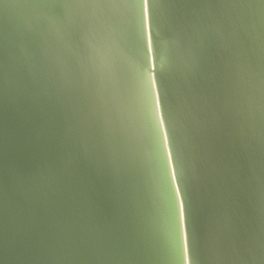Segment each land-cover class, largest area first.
<instances>
[{
	"label": "water",
	"instance_id": "obj_1",
	"mask_svg": "<svg viewBox=\"0 0 264 264\" xmlns=\"http://www.w3.org/2000/svg\"><path fill=\"white\" fill-rule=\"evenodd\" d=\"M0 264H264V0H0Z\"/></svg>",
	"mask_w": 264,
	"mask_h": 264
},
{
	"label": "snow or ice",
	"instance_id": "obj_2",
	"mask_svg": "<svg viewBox=\"0 0 264 264\" xmlns=\"http://www.w3.org/2000/svg\"><path fill=\"white\" fill-rule=\"evenodd\" d=\"M100 3H105V4H111V3H121L123 0H98ZM149 0H144V3L147 4ZM142 27H143V21H142Z\"/></svg>",
	"mask_w": 264,
	"mask_h": 264
}]
</instances>
